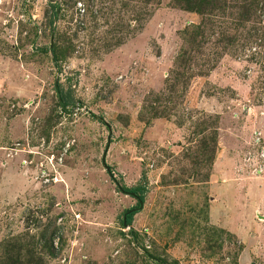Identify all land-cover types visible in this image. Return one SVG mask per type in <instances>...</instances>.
<instances>
[{"label": "rangeland", "instance_id": "obj_1", "mask_svg": "<svg viewBox=\"0 0 264 264\" xmlns=\"http://www.w3.org/2000/svg\"><path fill=\"white\" fill-rule=\"evenodd\" d=\"M72 1L0 0V246L44 264H149L143 246L264 264V50L205 64L221 52L206 44L179 68L198 15L162 0L138 30L139 3ZM63 40L73 50L55 60ZM111 176L144 186L142 209Z\"/></svg>", "mask_w": 264, "mask_h": 264}, {"label": "trees", "instance_id": "obj_2", "mask_svg": "<svg viewBox=\"0 0 264 264\" xmlns=\"http://www.w3.org/2000/svg\"><path fill=\"white\" fill-rule=\"evenodd\" d=\"M122 1L140 4L139 10L136 5L129 10L131 14L129 21L136 25L139 30L150 17L149 7L160 4L162 0ZM67 2L72 7L76 1H72L71 5L70 0H67ZM170 4L172 8L194 13L200 18L198 24L191 25L190 28L183 31V44L187 48L183 46L185 50L176 58L177 66L178 64L180 66L179 68L192 63L196 57L202 54L206 44H211L213 47L220 46L221 52L214 51L215 48H207V56L211 59L205 60V64L217 63L230 47L238 43L250 49H258L256 51L264 50V0H171ZM127 6L128 4L123 5V9H126ZM55 13L56 11H52V17H55ZM217 31L218 38L214 40L213 44L210 41H206L216 34ZM66 42V40H63V43L66 44ZM72 50L73 48L67 44L63 47L54 44L51 54L57 60L58 51L61 56H65L66 54H70ZM185 74L179 75V83L177 84H186L187 77L184 78ZM60 107L64 108L65 103L62 102ZM108 173L110 175L111 171H108ZM111 178L115 182L117 191L136 199V206L139 205V201H144L145 188L143 185L126 187L122 183L115 181L113 176ZM134 214L135 211L132 209H127L123 212L122 223H125L123 225L125 226L124 228L131 227ZM129 235L134 244L139 247L138 233L133 229H129ZM139 249L143 250L149 264H178L177 261L169 262L158 256H153L144 246L139 247ZM43 261L42 257L37 256L25 246H17L11 243L0 246V264H44Z\"/></svg>", "mask_w": 264, "mask_h": 264}, {"label": "water", "instance_id": "obj_3", "mask_svg": "<svg viewBox=\"0 0 264 264\" xmlns=\"http://www.w3.org/2000/svg\"><path fill=\"white\" fill-rule=\"evenodd\" d=\"M142 207H143V202L139 201L138 209H142ZM124 225H125V223H124Z\"/></svg>", "mask_w": 264, "mask_h": 264}]
</instances>
